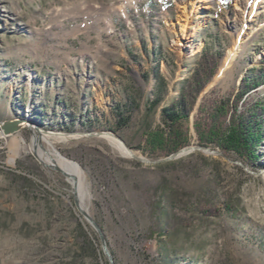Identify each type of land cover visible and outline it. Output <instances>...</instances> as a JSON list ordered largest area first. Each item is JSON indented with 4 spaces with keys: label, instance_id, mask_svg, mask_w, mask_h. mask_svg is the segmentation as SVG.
Returning a JSON list of instances; mask_svg holds the SVG:
<instances>
[{
    "label": "rangeland",
    "instance_id": "rangeland-1",
    "mask_svg": "<svg viewBox=\"0 0 264 264\" xmlns=\"http://www.w3.org/2000/svg\"><path fill=\"white\" fill-rule=\"evenodd\" d=\"M235 44L227 85L211 86ZM204 49L223 55L184 148L203 147L192 128L200 102L228 100L262 67L264 0H0V123H28L0 135V264H264V141L251 168L211 147L221 154L147 164L106 135L85 136L113 134L140 158L166 159L138 147L166 129L162 109ZM29 124L70 135L54 148L79 166L83 210L103 241L68 178L38 159Z\"/></svg>",
    "mask_w": 264,
    "mask_h": 264
},
{
    "label": "trees",
    "instance_id": "trees-1",
    "mask_svg": "<svg viewBox=\"0 0 264 264\" xmlns=\"http://www.w3.org/2000/svg\"><path fill=\"white\" fill-rule=\"evenodd\" d=\"M222 52L210 54L204 49L191 77L184 82L178 99L162 109L166 129H155L144 135L138 149L147 156L166 157L189 145L190 116L198 96L216 74ZM264 83V62L252 68L241 79L238 91L228 100L203 99L197 107L192 128L199 146L218 149L224 154H234L245 165L256 168L261 156L259 148L264 141V102L250 99L251 93ZM152 102L150 110L156 107ZM227 211H230L226 206ZM204 214L218 216L216 209H206Z\"/></svg>",
    "mask_w": 264,
    "mask_h": 264
},
{
    "label": "bare ground",
    "instance_id": "bare-ground-1",
    "mask_svg": "<svg viewBox=\"0 0 264 264\" xmlns=\"http://www.w3.org/2000/svg\"><path fill=\"white\" fill-rule=\"evenodd\" d=\"M239 47H240L239 44H235L233 47L229 48L226 51V54L224 58L222 59L220 68L217 74L214 76L212 82L210 83L211 86H226L227 85L229 74L234 64V60H235ZM27 124L25 125L27 126ZM37 134L35 133L34 137L36 138L35 141L37 142V150H36L37 152L36 153H37L38 159L40 161L47 162L56 167L61 168L62 170L67 172L71 177L75 179L73 180L72 178H68L69 182L73 186L76 181V197H77V201L79 203L80 208L83 209V204H82V200H83L82 198L84 196L83 195V192H84L83 177L79 169V166L75 162L68 160L67 158L62 156L54 148L55 142L66 140L68 136L65 134H60V133L45 134V132L41 130ZM0 135H3V134L0 133ZM106 139L110 143L114 144L124 155H126L127 157H131L130 155L131 153L128 150H126V148L123 147L122 143L120 142L117 136L112 134L106 137ZM41 142H45L50 149L43 146ZM24 149L27 150L26 147H24ZM41 149H44V150H41Z\"/></svg>",
    "mask_w": 264,
    "mask_h": 264
},
{
    "label": "water",
    "instance_id": "water-1",
    "mask_svg": "<svg viewBox=\"0 0 264 264\" xmlns=\"http://www.w3.org/2000/svg\"><path fill=\"white\" fill-rule=\"evenodd\" d=\"M25 124H27L26 121L24 120H19V119H16V120H7V121H4L2 123H0V133H2L4 136H10L16 132H18L19 130H21ZM31 124H29L30 126ZM32 126V125H31ZM33 127V126H32ZM35 128L36 132L39 133L40 130L37 128V127H33ZM102 135H106V136H109L110 134H104V133H86L85 136L87 137H95V136H102ZM67 136H70V135H67ZM34 139L36 140V138L34 137ZM120 140V139H119ZM120 142L122 143L123 147L126 148V150H128L131 154V157L138 160V161H141V162H144V163H147V164H156V163H160V162H164V161H169V160H172L180 155H183L187 152H189L190 150L194 149V150H199V151H206V152H212V153H215V154H221L219 151L217 150H212L210 148H206V147H190V148H183V149H180L179 151L175 152L174 154L168 156L166 159L164 160H156V161H150V160H147V159H144V158H140L138 156H136L129 148H127V146L124 144V142L122 140H120ZM51 168H53L54 170L62 173L64 176H66L67 178H72L73 180H75L73 177H71L67 172H65L64 170H62L61 168L59 167H56L54 165L52 166H49ZM74 193L76 195V181L74 183ZM76 205L79 209V211L85 216V218L89 221V223L99 232L100 236H101V239L103 241V237H102V233L100 231V228L97 226V224L88 216V214L80 208L79 206V203L76 199ZM103 248H104V251L106 253V255L108 257H110V254L109 252L107 251L106 247L103 245Z\"/></svg>",
    "mask_w": 264,
    "mask_h": 264
}]
</instances>
